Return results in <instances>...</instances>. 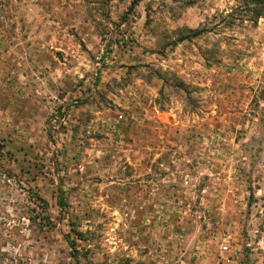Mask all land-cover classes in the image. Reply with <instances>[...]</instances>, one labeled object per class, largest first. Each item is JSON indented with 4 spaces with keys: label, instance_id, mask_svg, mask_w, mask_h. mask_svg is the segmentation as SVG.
<instances>
[{
    "label": "rangeland",
    "instance_id": "obj_1",
    "mask_svg": "<svg viewBox=\"0 0 264 264\" xmlns=\"http://www.w3.org/2000/svg\"><path fill=\"white\" fill-rule=\"evenodd\" d=\"M0 264H264V0H0Z\"/></svg>",
    "mask_w": 264,
    "mask_h": 264
},
{
    "label": "trees",
    "instance_id": "obj_2",
    "mask_svg": "<svg viewBox=\"0 0 264 264\" xmlns=\"http://www.w3.org/2000/svg\"><path fill=\"white\" fill-rule=\"evenodd\" d=\"M39 200H40V199H39ZM41 201H42V200H41ZM43 202H44V201H43ZM45 205L48 206L46 202H45Z\"/></svg>",
    "mask_w": 264,
    "mask_h": 264
}]
</instances>
